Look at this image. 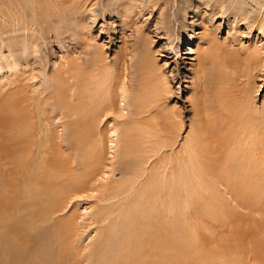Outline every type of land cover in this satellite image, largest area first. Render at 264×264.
<instances>
[{"label":"bare ground","instance_id":"1","mask_svg":"<svg viewBox=\"0 0 264 264\" xmlns=\"http://www.w3.org/2000/svg\"><path fill=\"white\" fill-rule=\"evenodd\" d=\"M61 1L55 0L51 4L48 2L49 7L52 6L51 8H44L42 7L43 4L42 6L39 5L40 14L37 21L42 20L40 23L42 24L43 19L46 22L47 19L51 18L52 20L57 19V22L59 18H55L57 15L56 9L59 7L62 13L71 11L70 14H74L73 10L78 13L80 8L76 5L79 4V0H64L62 3ZM145 1L143 0L140 4H145ZM19 2L20 0H8L7 3L0 2V19L3 20L0 21V51H2L1 48L5 51V55L0 53V57L3 55L8 67L14 69L9 74L11 75L9 82L0 86V95L4 97V103H0V165L7 168L8 173L5 177L8 178L9 176V179L12 180V186L10 187L6 186L7 184L0 183V190H2L0 193V255L7 260L8 264H47L46 254H43L42 250L35 249L44 236L49 238L52 244L54 264H66L64 257L71 260L68 253L70 251L65 246L67 237L73 236L71 238L73 243L77 232L80 229H87L88 225L84 220L79 221L81 215L76 213L75 210L68 213L67 216L60 217L58 215L57 217L56 215H61V213L67 211L69 205L74 201H77L75 203L78 204L81 198L91 199L93 194L89 195V190L100 192V188L103 187V184L96 185L94 183L97 177L96 174L101 169L99 165L101 167L104 165L103 157L98 150H101L103 146L106 119H110L108 116H114L118 98L122 99L120 101L123 102L129 91V79L125 81L122 77L123 75L127 77L125 72L132 69L130 68L132 64L126 65L125 62L122 63V60L123 57L128 55V49L130 48H125V54L122 52L115 53L112 61L108 62L105 52L100 46L96 45L97 40H93L92 33H90L92 31H88L90 33L87 32L88 35L83 34L81 38L74 39V43L71 44L72 48L70 51L67 49L66 52L72 53L76 50L79 53L81 62L80 60H76L77 62L71 61L67 65L65 64L66 66L59 67L49 79L48 87L39 89V96H36L37 103L35 105V97L29 84L27 81L21 82L23 79L25 80L29 60L33 59L31 64L34 67L31 69L33 72L36 70L35 68L40 67L42 64V57L39 56L40 43H37L41 36L34 29L31 31L33 37H30L33 42L28 41L29 26L24 27L26 23L22 22L23 16L21 18L18 16L17 3ZM65 2L69 5V8L62 5ZM80 2L83 8H90L93 21L89 27L94 23L95 18L100 19V16L102 18L103 16L106 17L108 13H114L117 14L116 19L123 28L130 29L134 24V17L139 15L137 13L138 5L136 4L141 1L102 0L100 5L102 9L99 11L95 8V6H98L97 0H80ZM207 4L210 10L206 12H209L206 20L209 22L220 14L226 19L231 16L230 19L233 18V20L248 21L251 26L253 24V27L258 24L259 29H264V0H177L173 13L167 8L171 6V0H153V9L151 8V10L154 11L155 6H158L155 9L159 10L158 15L160 16L159 27L153 31L154 36L170 33L174 37L177 36L178 44L180 38L186 33L185 29L191 27L185 23L187 13L190 12L193 17L200 18L199 9L196 5L203 6ZM71 5L76 7H71ZM82 7L81 9H83ZM142 12L143 10H141ZM21 13L23 14V12ZM62 13H60L61 16ZM258 17H261L262 21L260 23H258ZM73 24L75 22L72 23V26ZM175 24L178 28L176 34L173 28ZM45 26L47 27L46 24ZM45 26L43 29L46 28ZM70 28L68 27V29ZM53 31L55 33V30ZM122 31L124 32V29ZM44 33L46 32L44 31ZM207 36L205 35V37ZM121 38L124 37L121 35ZM212 38L211 35L210 38L209 36L205 38L208 40L205 42H210L212 50H204L205 54L201 52L200 55L203 53L202 60L204 63L206 61L208 63L210 59L216 60V62H212L213 64H209L210 66L215 65V63L218 65L223 73V81H225L222 90L218 93V104L223 114V117L220 118L223 135L220 140L215 139L219 142L214 141L217 148H210L209 150H213V154H210L211 151L208 152L207 148H205L206 150L203 149L204 145L200 142L202 140L199 141L201 137L189 138L181 145L183 147L180 148V151L175 154H166L167 152L162 150L169 146L168 144L164 145L165 141L163 139H160V143L157 142L159 143L157 150L154 147L158 144L150 142L148 138H145L143 142V149L135 147L136 145L132 146L131 144L134 142L129 138L130 135L138 134L135 135L138 139L141 137L139 133L142 132V128L137 124L142 119L140 116L144 104H140L142 101L137 97L127 103L129 107L136 108L135 113L130 115L131 118H129L131 123L135 125L124 127L120 132L122 149L120 158L123 161L130 155H135V159L138 160V167L131 173L134 180L123 188L118 189L117 186H113L108 194L101 193L98 199L103 202L114 201L122 194L130 190L134 191L130 200L120 211L121 226L118 233L128 235V239L123 243L117 241V247L113 246L115 251L109 252L106 249L109 235L101 236L102 241L95 245L96 252L100 255L103 252L101 264H192L198 256V252L194 247L195 242L192 243V219L195 217L199 220L208 219L210 222L218 223L216 218L219 208H214L215 202L210 187L215 186L213 182H219L220 186L226 189L225 193H229L231 195L229 197H232L233 202L237 203L241 209H254L257 212L264 209V105L257 108L253 104L254 85L249 83L251 80L249 76H247L248 81L245 87L237 89L236 82L238 79L235 76L231 77V75L234 74L232 72L235 69L234 64L239 61V58L228 59L226 56H222L223 60H220L219 57L215 59L219 50ZM7 39H9V42L4 44L3 40ZM29 43L30 45H28ZM134 44L137 45L136 42ZM77 45H79L78 48ZM27 46L32 49L29 50L30 48ZM131 49L133 51L135 48L132 47ZM154 52L153 60L155 55L159 53L156 51L154 55ZM129 53H131L130 58H132V52ZM139 53L140 51L135 54L138 55ZM81 55L86 56V58L80 57ZM146 60L147 58L142 59L140 66L142 64L146 65L148 63ZM243 61L248 65L253 64L255 68L261 64L257 52L255 55L247 52ZM124 65L126 66L125 69L123 68ZM133 67L135 69V66ZM262 67H264L263 63ZM140 70L148 73V77H152L153 74V87L151 88L153 97H155L158 87L160 85L162 87L163 80L166 79L165 75L162 74L164 72L161 73L159 67L156 66L153 68V73L147 67H141ZM33 76L31 77L34 80L35 75L33 74ZM130 82H133V79ZM251 82L253 83V81ZM27 90H29L28 96L26 94ZM46 93L47 96H43ZM51 98L57 100L52 107L55 114L57 113L56 116H76L77 118V122L67 128L72 138L75 139L73 146L67 144V146L62 145L64 147L62 148L59 144L55 145L50 140H45V135H49L51 130L49 117L45 114L43 104H46ZM119 117H124V115L120 114ZM92 137H95L93 146L88 143ZM48 145L51 146L48 147ZM61 149L69 151L68 156L72 159H67ZM73 149H81L85 152L82 157H79V160L81 158V162L78 161L80 164L96 163V171L89 173L88 176L91 180H81L83 176L75 174L78 166L75 167ZM135 149H138V152H135ZM51 155H56L53 161ZM83 157L85 160L82 159ZM153 159L157 164L151 166L150 163H153ZM148 164L151 167L149 166L147 172ZM45 165H49V175H54L50 179H47ZM145 172L148 173L145 183L135 188L137 182L135 179L140 178ZM1 176L4 175L1 174ZM21 180L25 181L22 182ZM157 180H159L160 188L155 190L153 186L156 185ZM19 183L20 186L23 183V188L18 187ZM5 188L8 192L5 191ZM48 190L49 193H47ZM5 192L8 194H5ZM208 201L211 204H208ZM38 206H41L39 217L44 218L47 227V231L43 233L36 230L39 229V218L36 221L34 218L28 224L33 218V210ZM115 206L113 202L110 206L108 204L103 208L101 207L103 210H99L98 214L100 219L103 221V217L107 216ZM8 209L10 210L9 213H7ZM233 210L235 209L233 208ZM26 220L28 221L25 222ZM40 220L44 223L42 219ZM208 220L207 222H209ZM47 224H50V226H47ZM186 225L191 227L184 230ZM160 240L164 242L162 244L164 246L158 249L156 243H159ZM96 257L98 258V256Z\"/></svg>","mask_w":264,"mask_h":264},{"label":"rangeland","instance_id":"2","mask_svg":"<svg viewBox=\"0 0 264 264\" xmlns=\"http://www.w3.org/2000/svg\"><path fill=\"white\" fill-rule=\"evenodd\" d=\"M39 1L20 0V2L17 3L18 16L20 18L21 16H23L22 22L24 21L26 23L24 24V27L29 26L28 31L30 32H28V34H30L27 36L28 41L30 43L33 42L31 41V38L33 37L31 36V31L34 29L41 36L38 39L37 43H40L39 56L40 58L42 57V64L40 67L35 68L36 70H34L33 72L31 71L33 67L31 66L33 59L29 60L30 64L28 63V66L26 67L27 73L25 75V80L23 79L21 82L23 83L27 81V83L29 84L30 89L33 91L35 97V105L37 103L36 96H39V89H46V87H48V81L53 73L59 67L66 66L67 63H70L71 61L80 60L78 55L79 53L76 52V50L72 51V53L66 52L67 49H69L70 51V49L72 48L71 44L74 43V39L81 38L83 34H87L88 31H92L90 33H92L91 35L93 37H91L94 41L97 40L96 45L100 46L105 52L108 62L112 61L115 53L122 52L123 54H125L124 50L130 48L128 49V55L126 57H123L122 60V63L125 62L126 65L132 64V66L130 67L132 69H129V71L125 72V74H127V77H124L125 75H123L122 77V79L124 78L125 81H128L129 79V91L126 95V99H124L123 102L120 101L122 99L118 98L117 107L115 106V111L113 114L114 116H108V118L110 119H106V126L104 125L106 127V131L103 135V146L101 150H98L100 151V155L103 157L104 165L103 167L99 165L101 169H99V171L97 172V177L95 178L96 180H94V183L96 185L103 184V187L100 188V192L97 190H89L88 194H93V197H91V199L81 198L79 199L78 204L75 203L77 201H74V203L69 205V208L67 209V211L70 212L65 211L63 214L61 213V215H56L57 217L58 215L60 217L67 216L68 213H71L75 210L76 213L81 215V219H79V221L84 220V222L88 225L87 229H80L77 232L76 236H74L73 243L71 241V238L73 236L67 237L65 246L70 251L68 253L70 254L71 260L68 257H64L65 263L101 264L103 252L101 253V255L96 252L95 245H98L102 241L103 235L104 237L105 235H109L106 242V249L109 252L115 251L113 249V246L115 248L117 247V241L119 243H123L126 239H128V235H120L118 233L119 227L121 226L120 211L130 200L131 195L132 193H134V191L130 190L129 192H126L114 201L103 202L99 201L98 199L101 193L108 194L109 190L113 186H117L118 189L121 187L123 188L130 181L134 180L131 176V173L136 169V167H138V160L135 159V155H130L123 161H121L120 158V155L122 153L120 132L124 127L126 128L127 126L135 125L134 123H131V119L129 118H131L130 115H133L135 113L136 108L129 107L127 103H130L131 100L133 101L134 98L137 97L142 101L140 102V104H144L141 109L140 116V118L142 119L137 124L140 126V128H142V132L139 133V135L141 134V137L138 139L135 136L138 134L130 135L129 138L134 142L133 144H131L132 146L136 145L135 147L143 149V142L145 138H148L150 142L154 143H157L158 141L160 143V139H163L165 141L164 145L168 144L171 147L168 146L167 148H163L162 150L167 152L166 154H175L176 152L180 151V148L183 147L181 145H183L189 138L201 137L199 141L202 140L200 142L202 143V145H204L203 149L207 148L208 152L211 151L212 153H209L213 154V150L209 149L212 147L215 148L216 144L214 143L219 142L215 139L220 140L221 136L223 135V126L220 124V118L223 117V114L218 104V93L220 90H222L223 82L225 83V81H223V73L218 65L215 63V65L210 66V64H213L214 62H216V60L214 61L210 59V62L208 61V63L207 61L206 63H204L202 60L203 53L202 55H200L201 52H204L205 54L204 50H212L210 42H205L208 41L205 38H208V36L210 38V35L211 38L213 37L212 39L214 40V43L219 50V53L216 54L217 56H215V59L219 57L220 60H223L222 56H226V58L228 59H233L236 57L239 58H237L239 61H236L234 64L235 69L232 71L234 74H232L231 77L235 76V78L238 79L236 82L238 87L237 89H242L245 87L248 81L247 76L251 78L249 83L254 85L253 104L255 105V107L260 108L264 105V67H262V63L264 66V29H259L257 23V25L254 24L255 26L253 27V24L251 26V23H248V21H238L237 19L233 20V18L230 19L231 16L229 17V20L222 17L220 14H218L214 18V20L211 21V23L206 20L209 13L206 12L210 10L209 5H196L199 9L197 10L199 11L200 18L193 17V14H191L190 12L187 13V15L185 16V23H187V25L191 26L192 28L188 27L187 29H185L186 33L180 38V42L177 44V36L174 37L170 33L159 35L157 37L154 36L153 31L159 27L158 22L160 16L158 15L159 10H156L158 6H155V12L151 10V8L153 9V0H146L145 4H140L143 2V0H140L141 2L139 3L137 2L136 5H138V11H136L139 15L136 16L138 18L134 17V24L130 29L126 27V29L123 28L121 23L116 19V17H118L116 16L117 14L114 13H108L106 17L103 16L102 18L100 16V19L95 18V21L93 23L94 25L92 24L89 27L90 23H92L93 21L91 12L89 10L90 8H83L80 5V0L79 4L76 5L78 8H80V11L78 10V13H76V10H73L75 16H73L74 14H70L71 11L62 13L60 11V7H57L59 10L56 8H52L54 10H57V15L55 18H59L58 21L56 22L57 19L52 20L50 18L51 21H49L50 19H47L46 23L43 19V23L40 24L42 20L37 21L40 14L39 5L42 6L43 4L42 7L47 8L50 6L49 3L51 4V2L55 0L46 1L47 3L49 2L48 4H45V0H41L40 4ZM97 1L98 6H95V8H97V10L99 11L100 9H102L100 6L102 0ZM176 1L177 0H171L172 8L171 6L167 7L169 8L168 10L171 13H173L176 8ZM0 2L7 3L8 0H0ZM62 5L69 8V5H67L66 2ZM76 6L71 5V7ZM81 7L83 9H81ZM140 9L143 10L142 13ZM59 11L60 13H62V16ZM21 12H23V14ZM68 16H70V18H68ZM258 18V23H260L262 21L260 19L261 17ZM0 21L3 20L0 19ZM73 21L75 22L73 26L75 25L76 27L72 26V23H74ZM201 22H203L202 24L204 26L201 24ZM49 23H51L53 28L51 27V25H49ZM198 23H200L201 25ZM45 24L47 25V27L45 26ZM44 26L46 28L43 29ZM67 26L71 28L68 29ZM120 27H122L124 29V32L126 33H124L122 31L123 29ZM74 28L76 29L74 30ZM173 28L174 33L176 34L178 32L177 25L175 24ZM52 30H55V33L54 31L52 32ZM44 31L46 33H44ZM121 35L126 39V42L124 38H121ZM205 35L208 36L205 37ZM60 37L63 39L61 40ZM131 37H134L133 40ZM111 39L113 40L111 41ZM129 39L131 40L129 41ZM8 40L9 39L3 40V43L7 44L9 42ZM80 40L84 41L82 39ZM134 42H136L137 45L134 44V46ZM30 43L28 45H30ZM27 47L30 48L29 50L32 49L30 46ZM76 47L78 48L79 45H77ZM132 47L135 48L133 51L131 49ZM138 49L141 54L139 53L138 55H136L135 53L139 52ZM1 50L2 51H0V53H3V55H5V51L2 48ZM130 51L133 54V57L131 55L132 58H130ZM154 51H158L159 53L156 54ZM255 51L258 53V56L261 59L260 66L256 68L253 67V64L248 65L243 61L245 60V55L247 54V52H249L251 55H255ZM153 52L154 55L156 54L154 60ZM3 55L0 57V86L9 82L11 77V75L9 74L14 71L13 68L8 67ZM162 55H164L165 57H162ZM65 56L67 57L66 59L64 58ZM80 57L86 58V56L84 55H81ZM146 58V62L148 63L146 65L142 64V66H140L142 59L144 60ZM133 66H135V69H133ZM155 66L159 67L161 73L164 72L162 74L163 76L165 75L164 77L166 79L165 81L163 80V83L161 82L163 84L162 87L161 85V88L158 87V91L155 93V97H153V91L151 88L153 87V74L152 77H148V73L142 72L140 69L141 67H147L153 73V68H155ZM125 67L126 66L124 65L123 68L125 69ZM33 74L35 75L34 80L32 79V77H34ZM132 79L133 82H130L132 81ZM251 81H253V83ZM250 84L249 86H251ZM58 85L60 84L58 83ZM46 92L48 93L47 90ZM28 93L29 90H27V96ZM47 93L43 94V96H47ZM134 95L135 97H133ZM3 98L4 97L0 95V103H4ZM56 101L55 98H51L46 104H43L45 114L49 117L48 120L51 130L49 135H45V140H50V142L54 143L55 145L59 144L62 148H64L63 146H67V144H71L73 146L75 139L72 138L67 128L71 124L77 122V118L76 116H56L57 113L55 114V111L52 108L54 102L56 103ZM121 107H123V113L120 111ZM120 114H123L124 117H119ZM94 141L95 137H92L90 138L88 143L93 146ZM159 143H157L158 145H155L154 147L156 150L159 147ZM50 146L51 145H48V147ZM207 146L211 147L208 148ZM61 151L66 155L67 159H72V157L68 156L70 153L69 151H66L65 149H61ZM73 151V160H75L76 162L75 167L78 166L75 174L77 176L79 174L82 175L83 177H81V180H91L88 178V176L90 175L89 173L96 171V163L89 162V164L85 165L80 164L78 161L81 162V158L79 160V157H82L85 152H83L81 149H73ZM135 152H138V149H135ZM51 157L53 161L56 158V155H51ZM82 159L85 160L84 157ZM150 164L151 166H153L157 163L153 159V163L151 162ZM150 164H148L147 172L149 171ZM45 166L47 179H50L54 175H49V165ZM147 172L142 174L140 178L135 179L137 180L135 188L145 183V179L148 175ZM7 173V168L0 165V183L2 182L4 185L7 184L6 186L10 187L12 186V180L9 179V176L8 178L5 177L7 176ZM1 174L4 176L2 177ZM21 181L24 182L25 180ZM158 181L159 180H157L156 185L153 186V189L155 190L160 188ZM213 184L215 186L210 187L215 202L214 208H219V210H217L218 213L216 218V221L218 223L216 224L210 222L208 219L199 220L195 217L192 219L193 223L191 233L194 240H192V243L195 242L194 247L198 252V256L192 264H264V209H261L258 212L254 209H241V207H239L237 203L233 202L234 200H232V197H229L230 194L227 192L225 193L226 189H224L223 186L221 187L219 182H213ZM19 186L20 183L18 184V187ZM20 187L23 188V183ZM6 188L5 191L8 192ZM1 191L2 190H0V193ZM6 192L5 194H8ZM47 193H49V190ZM10 197L13 198V196L11 195ZM113 202L116 206L109 214H107V216L103 217L104 220L102 221V219H100L98 215L100 212L99 210H103V206H106L108 204L110 206ZM207 203L211 204L209 201ZM40 207L41 206L35 208L38 209L37 211L35 209L33 210V218L28 222V224H30L34 220V218L35 221L39 218V229L36 230L40 231V233H43L44 231H47V227L44 218L39 217ZM233 208L235 210H233ZM9 212L10 210L8 209L7 213ZM10 215L12 218V213ZM40 219H42L44 223L41 222ZM207 220L209 222H207ZM27 221L28 220H26L25 222ZM47 226H50V224H47ZM190 227L191 226L186 225V227H184V230L189 229ZM163 243L164 242L160 240L159 243H156V247L158 249H161L160 247L163 248ZM35 249L42 250L43 254H46L45 260L47 264H54V251L49 238L43 236L40 243ZM96 256H98V258ZM0 264H8L7 260L1 257V255Z\"/></svg>","mask_w":264,"mask_h":264}]
</instances>
